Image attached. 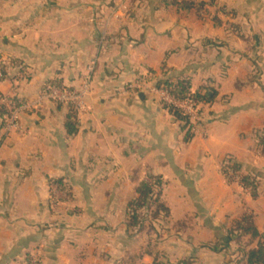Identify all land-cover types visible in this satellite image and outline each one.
I'll return each mask as SVG.
<instances>
[{"label":"crops","instance_id":"1","mask_svg":"<svg viewBox=\"0 0 264 264\" xmlns=\"http://www.w3.org/2000/svg\"><path fill=\"white\" fill-rule=\"evenodd\" d=\"M202 1L0 0V98L39 102L17 129L0 120V264H154V250L246 264L258 239L222 240L248 216L264 235V0ZM164 79L208 94L191 132L153 92ZM86 82L69 135V108L42 91ZM230 160L260 175L256 196L226 179ZM155 177L169 216L131 228L128 205Z\"/></svg>","mask_w":264,"mask_h":264},{"label":"trees","instance_id":"2","mask_svg":"<svg viewBox=\"0 0 264 264\" xmlns=\"http://www.w3.org/2000/svg\"><path fill=\"white\" fill-rule=\"evenodd\" d=\"M168 2L176 5L180 10H192L196 9L198 11H203L205 3L202 0H192V1H180L177 0H167ZM3 72L4 79L7 75L4 68L0 67ZM47 85H53L61 89H70L66 88L58 83H49ZM46 86V85H45ZM158 88L166 89L169 94L180 101L187 100L194 103L196 106L203 105L210 101L208 94H193L190 90V85L186 81H181L178 83H173L169 80H160L157 82ZM166 109L180 122H182L188 129L189 132L192 130L193 123L191 119L187 116H184L177 109L169 106H165ZM78 111L69 108V116L66 123V129L69 135H75L77 133V116ZM5 111L4 108L0 105V120L2 125H5ZM260 145L264 149V135L259 138ZM229 169L236 173L242 182V185L249 189L252 195L256 196L258 190V179L260 178L259 174L256 175H242V167L240 164L229 161ZM226 179L230 182L228 177V172H224ZM51 183L57 186L58 190L65 193L67 197L70 196L69 189L64 184L62 180H52ZM161 187L162 182L159 178H151V182H142L137 189L138 198L132 201L128 205L127 209V220L128 225L131 228L142 229L149 219L152 220V223H160L166 217L169 216V209L164 203L161 202ZM154 208V210H153ZM237 236L239 238L250 235L253 239H258V245L255 249L249 250L246 254V264H264V235H260L256 230L251 217L244 218L239 222L235 228V232H231L230 236L222 240V245H226L231 239L232 236ZM225 249V248H223ZM153 255L156 257L154 264H168L163 261L158 260L159 252L154 250ZM29 258L28 264H31ZM176 264H187L185 261L178 262Z\"/></svg>","mask_w":264,"mask_h":264},{"label":"built area","instance_id":"3","mask_svg":"<svg viewBox=\"0 0 264 264\" xmlns=\"http://www.w3.org/2000/svg\"><path fill=\"white\" fill-rule=\"evenodd\" d=\"M4 80L3 72L0 69V83ZM89 90L90 87L87 82L84 83L80 89H61L53 85H46L42 91V98L66 105L68 108L80 112L85 108V97L89 93ZM153 92L159 95L162 105L177 109L184 116L189 117L193 124L204 119L205 113L200 109L201 105L196 106L194 103L187 100H177L173 98L166 89L163 88L156 87L153 89ZM36 104L32 105L28 101H20L15 98H9L7 100L4 99L0 105L4 108L6 113L4 125L5 130L10 131L12 129H17L19 126L21 111L38 106V104ZM227 172L228 174L233 173V171L230 169L227 170ZM233 174L237 176L236 179H233L228 175L229 179L232 178V182H241L240 177L236 173ZM31 264L37 263L32 262Z\"/></svg>","mask_w":264,"mask_h":264},{"label":"rangeland","instance_id":"4","mask_svg":"<svg viewBox=\"0 0 264 264\" xmlns=\"http://www.w3.org/2000/svg\"><path fill=\"white\" fill-rule=\"evenodd\" d=\"M19 76H20L22 79H24V78H23V77H24L23 74H20ZM44 87H45V86H44ZM10 98H11V97H10ZM2 99H3V100H4V99L7 100V99H9V97H1V98H0V104H2V101H3ZM34 107H35V108H39L38 106H34ZM34 107H33V108H34ZM226 170H229V167H227ZM233 173H234V172H233ZM233 173H232V174H228V175H229L230 177H232L233 179H236L237 176H236L235 174H233ZM232 178L230 179V182L233 181ZM232 184H237V182H233ZM239 184H241V182H239ZM54 189H55V187H54ZM153 210H154V208H153ZM152 224H153V223H152V220H151V219H149L147 222H145V226H147V227H150Z\"/></svg>","mask_w":264,"mask_h":264}]
</instances>
